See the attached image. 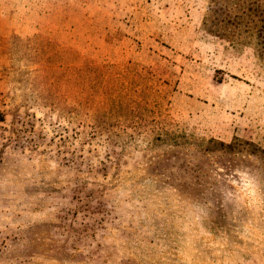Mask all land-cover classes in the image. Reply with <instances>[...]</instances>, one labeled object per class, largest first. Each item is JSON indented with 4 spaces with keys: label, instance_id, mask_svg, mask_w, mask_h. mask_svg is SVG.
<instances>
[{
    "label": "rangeland",
    "instance_id": "rangeland-1",
    "mask_svg": "<svg viewBox=\"0 0 264 264\" xmlns=\"http://www.w3.org/2000/svg\"><path fill=\"white\" fill-rule=\"evenodd\" d=\"M258 5L0 0V264H264ZM79 56L149 110L60 113Z\"/></svg>",
    "mask_w": 264,
    "mask_h": 264
},
{
    "label": "trees",
    "instance_id": "trees-1",
    "mask_svg": "<svg viewBox=\"0 0 264 264\" xmlns=\"http://www.w3.org/2000/svg\"><path fill=\"white\" fill-rule=\"evenodd\" d=\"M245 5L244 1L241 3ZM215 11V10H209ZM241 11H264L263 7L258 5L254 9L250 10L247 6L243 7ZM70 61H73L70 59ZM79 64L75 63V67H71L68 70L66 78H64V85L66 86V93L68 95L67 101L64 105L57 106V110L62 113L72 110H82V111H95L100 112L108 111L112 116H138L141 113L148 111V107L137 104L133 98L130 91L137 93V90L132 87L130 91L125 92L124 89H120V93L116 95L118 91V76L125 74L136 75L138 79L142 78L143 92L145 99L148 100L150 97L149 92L151 91V86L147 84L151 80V77L142 76L141 73L134 72L135 68L128 66H109L104 64H98L96 61H90L84 57L79 56ZM137 67V66H133ZM141 84V83H139ZM148 93V94H146ZM140 111H139V110ZM127 119V118H126ZM214 146H218L220 150L225 154L232 155L237 151L241 144L238 142H233L228 145L221 143H212ZM214 146L211 148L215 149ZM246 147L250 150L251 154L261 153L264 155L263 150H258L252 144H246ZM251 148V149H250ZM208 149V148H207ZM210 149V148H209ZM208 149V151H209Z\"/></svg>",
    "mask_w": 264,
    "mask_h": 264
}]
</instances>
